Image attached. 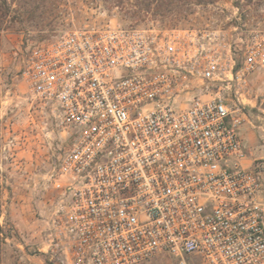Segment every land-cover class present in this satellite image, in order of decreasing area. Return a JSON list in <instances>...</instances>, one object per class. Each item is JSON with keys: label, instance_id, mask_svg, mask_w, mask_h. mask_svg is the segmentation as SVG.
<instances>
[{"label": "built area", "instance_id": "1", "mask_svg": "<svg viewBox=\"0 0 264 264\" xmlns=\"http://www.w3.org/2000/svg\"><path fill=\"white\" fill-rule=\"evenodd\" d=\"M190 36L85 28L28 50L71 137L49 264H264V153L248 163L244 137L264 30L227 59ZM259 128L264 151V111Z\"/></svg>", "mask_w": 264, "mask_h": 264}, {"label": "rangeland", "instance_id": "2", "mask_svg": "<svg viewBox=\"0 0 264 264\" xmlns=\"http://www.w3.org/2000/svg\"><path fill=\"white\" fill-rule=\"evenodd\" d=\"M137 8L133 0H22L13 3L14 25L5 34L0 58V225L7 246L0 264H49L46 230L65 180L58 175L71 144L59 115L33 96L24 77L28 50L75 29H137L154 36L176 34L184 45L198 36L223 59L235 53L251 33L264 30V0H215L204 4ZM17 10V11H16ZM186 34V35H185ZM256 127L245 137L254 162L264 151L261 135L264 72L256 73L246 93ZM151 264H169L160 259Z\"/></svg>", "mask_w": 264, "mask_h": 264}, {"label": "trees", "instance_id": "3", "mask_svg": "<svg viewBox=\"0 0 264 264\" xmlns=\"http://www.w3.org/2000/svg\"><path fill=\"white\" fill-rule=\"evenodd\" d=\"M22 0H0V58H1V46L2 40L5 37V34L12 30L14 25L13 19V12L14 9L12 8L13 3H17L20 5ZM134 4L137 8H140L144 11H161L160 9L163 7H171L173 5H177L182 7L183 5H189L192 3L193 0H133ZM198 3L209 4L213 3L215 0H194ZM17 11V10H16ZM0 217H1V210H0ZM9 234L4 231L3 227L0 225V256L5 250L7 246V240L10 239Z\"/></svg>", "mask_w": 264, "mask_h": 264}, {"label": "crops", "instance_id": "4", "mask_svg": "<svg viewBox=\"0 0 264 264\" xmlns=\"http://www.w3.org/2000/svg\"><path fill=\"white\" fill-rule=\"evenodd\" d=\"M249 136H250V131H249V129H245V130H244V137L247 138V137H249ZM260 155H261V154H260ZM260 155H259V156H260ZM257 158H258V157H257Z\"/></svg>", "mask_w": 264, "mask_h": 264}]
</instances>
